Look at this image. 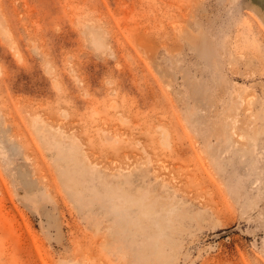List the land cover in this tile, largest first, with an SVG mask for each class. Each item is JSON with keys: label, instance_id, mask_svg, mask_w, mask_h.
<instances>
[{"label": "rangeland", "instance_id": "obj_1", "mask_svg": "<svg viewBox=\"0 0 264 264\" xmlns=\"http://www.w3.org/2000/svg\"><path fill=\"white\" fill-rule=\"evenodd\" d=\"M0 264H264V0H0Z\"/></svg>", "mask_w": 264, "mask_h": 264}, {"label": "crops", "instance_id": "obj_2", "mask_svg": "<svg viewBox=\"0 0 264 264\" xmlns=\"http://www.w3.org/2000/svg\"><path fill=\"white\" fill-rule=\"evenodd\" d=\"M134 196H132V198H133Z\"/></svg>", "mask_w": 264, "mask_h": 264}]
</instances>
